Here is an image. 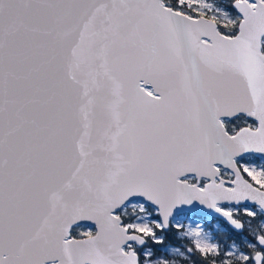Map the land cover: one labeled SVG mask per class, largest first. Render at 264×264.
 <instances>
[{
	"label": "snow or ice",
	"instance_id": "obj_1",
	"mask_svg": "<svg viewBox=\"0 0 264 264\" xmlns=\"http://www.w3.org/2000/svg\"><path fill=\"white\" fill-rule=\"evenodd\" d=\"M170 251L264 264V0H0V264Z\"/></svg>",
	"mask_w": 264,
	"mask_h": 264
},
{
	"label": "rangeland",
	"instance_id": "obj_2",
	"mask_svg": "<svg viewBox=\"0 0 264 264\" xmlns=\"http://www.w3.org/2000/svg\"><path fill=\"white\" fill-rule=\"evenodd\" d=\"M167 243H168L171 247L175 248V247H179V245H180L181 243H183V241H181V240H179V239H176L175 241H167ZM168 259H169L170 261H175V264H182V262L180 261V254H179L178 251H177V252H172V251H170V252L168 253Z\"/></svg>",
	"mask_w": 264,
	"mask_h": 264
},
{
	"label": "trees",
	"instance_id": "obj_3",
	"mask_svg": "<svg viewBox=\"0 0 264 264\" xmlns=\"http://www.w3.org/2000/svg\"><path fill=\"white\" fill-rule=\"evenodd\" d=\"M176 240V238L175 237H173V238H171L169 241H175Z\"/></svg>",
	"mask_w": 264,
	"mask_h": 264
}]
</instances>
